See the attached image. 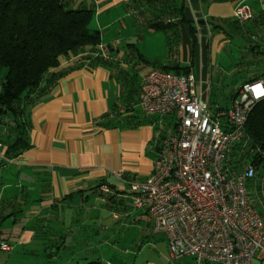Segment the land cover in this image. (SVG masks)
I'll return each mask as SVG.
<instances>
[{
	"label": "crops",
	"instance_id": "0c3cea01",
	"mask_svg": "<svg viewBox=\"0 0 264 264\" xmlns=\"http://www.w3.org/2000/svg\"><path fill=\"white\" fill-rule=\"evenodd\" d=\"M239 4L248 6L250 19L234 18L233 10ZM181 5L165 16L179 23L172 33L181 40L179 62L166 57L170 72L175 66L187 67L196 78V91L205 98L206 89L217 81L216 74L226 73L224 66H231L235 91L230 101L242 83L264 79V0H182ZM228 27L230 36L225 33ZM109 54L112 66L86 63L67 70L30 109L29 147L22 154L7 160L0 151V201L22 209L0 223V240L15 243L12 249L18 244L29 246L39 236L47 240L55 233L63 242L74 239L78 244L94 219L99 220L108 210H117L114 219L119 220L117 212H121L124 221H137L130 218L133 211L127 210L129 183L151 174L157 145L171 118L142 111L139 85L149 71L138 76L125 52ZM73 60H63L59 69L74 65ZM102 184L109 185L112 192L101 193ZM59 211L62 224L49 222ZM73 233L77 236L71 237ZM107 238L102 239L105 246ZM76 257L62 264H72ZM258 258H264L263 251L253 264Z\"/></svg>",
	"mask_w": 264,
	"mask_h": 264
},
{
	"label": "built area",
	"instance_id": "2783aa9c",
	"mask_svg": "<svg viewBox=\"0 0 264 264\" xmlns=\"http://www.w3.org/2000/svg\"><path fill=\"white\" fill-rule=\"evenodd\" d=\"M233 16L245 21L252 13L239 4ZM195 79L191 72L154 68L140 83L143 113L168 116L171 124L157 145L151 174L129 183V205L146 212L153 232L165 234L172 260L253 264L264 246V219L245 184L257 170L251 164L234 169L229 152L244 139L250 112L264 100V79L242 83L222 112L211 111ZM99 191L112 192L106 184ZM0 250L10 252L12 245L2 241Z\"/></svg>",
	"mask_w": 264,
	"mask_h": 264
},
{
	"label": "trees",
	"instance_id": "16d2710c",
	"mask_svg": "<svg viewBox=\"0 0 264 264\" xmlns=\"http://www.w3.org/2000/svg\"><path fill=\"white\" fill-rule=\"evenodd\" d=\"M73 1L0 0V143L7 160L18 157L29 147L27 123L30 109L47 95L67 70L86 63L88 66H112L114 62L109 53L119 52L107 45L100 53V35L88 28L93 11L74 8ZM152 1L154 7L150 12L149 28L174 30L178 22L167 20L165 16L178 11L182 0ZM144 5L134 2L131 8L140 13L143 11L140 6L145 9ZM182 21L192 26V22ZM128 48L135 50L133 43H128ZM135 54L142 60L138 52ZM73 59L76 60L74 65L66 70L59 69L63 60ZM162 68L170 71L166 66ZM173 71L189 72L183 66H175ZM228 106L219 107L220 112ZM229 158L236 170L249 164L256 170L264 166V100L250 112L245 124V137L231 149ZM9 205L0 201V223L22 211L20 208L16 210L12 204L9 209ZM83 264L103 263L97 260Z\"/></svg>",
	"mask_w": 264,
	"mask_h": 264
},
{
	"label": "rangeland",
	"instance_id": "374dc122",
	"mask_svg": "<svg viewBox=\"0 0 264 264\" xmlns=\"http://www.w3.org/2000/svg\"><path fill=\"white\" fill-rule=\"evenodd\" d=\"M134 2L144 3L145 9L140 6V9L143 10L140 13L137 9L133 10L131 7ZM151 2L153 1L74 0L73 6L74 8H86L93 11L88 28L100 35L103 45L101 46L108 45L125 52L128 55L126 57H129L127 62L131 63L138 76H141L152 70L153 67H160V70L163 69L162 65L169 67L166 57L170 60L175 59L177 62L181 58V40L178 35L176 37L173 35L172 29L164 31L149 28L148 22L152 18L150 12L151 8L154 7ZM230 29L229 27L225 29L228 36L232 35ZM128 43H133L135 50L128 48ZM99 49L100 53H103V51L101 52L102 48ZM136 52L141 55L142 60L136 57ZM231 56L233 55L231 54ZM223 57L225 56L222 54ZM224 67L226 73L218 72L214 78L217 79V83L215 82L211 88L206 89L205 98L208 100L212 112L217 107L227 106L230 102L231 93L235 91L233 84L235 73L230 72L232 71L231 66ZM1 75L2 72L0 71V89ZM197 90H199L198 87ZM219 111H221L220 108ZM164 131H167V128H164ZM245 188L250 202L264 219V166L246 182ZM127 210L133 211L130 218L137 219L136 222L124 221L125 217L122 216L121 212H117L120 214L119 220L114 219L113 213H116L114 211L117 210H108V213L102 215L99 220L94 219L95 222L90 224L91 227L84 233L85 237L79 239L78 244V241H73L74 239L63 242L58 239L57 233L53 234L54 236L50 234L47 240L41 239L42 237L39 236L40 238L33 240L29 246L18 244L10 252L0 250V264H62L67 258L74 256L77 257L71 262L72 264H83L87 261L95 262L98 257H102V260L98 261L103 264H195V261L189 257L172 260L165 234L153 232L151 219L144 213V210L133 209L130 205H128ZM78 216L81 217V214ZM91 217H93L92 213H90V219ZM62 218L64 217L59 211L57 215L55 214L50 218L49 222L56 224L61 222L62 224ZM90 219L87 220V223L90 222ZM7 224L8 222L4 223L3 226ZM103 226H106L107 229L104 230ZM61 230L68 231L63 227ZM49 231L47 233H52ZM72 235L71 237L77 236L74 233ZM105 238L108 239L106 246L102 241ZM59 240L61 243L58 242ZM2 241L0 240V243ZM10 244L15 245L13 242ZM50 251H52V256L48 259L46 254ZM75 251L78 252L76 255H74ZM262 251L264 252V246L258 254ZM86 256L89 258L86 259ZM197 264L216 263L200 262ZM254 264H264V258L256 259Z\"/></svg>",
	"mask_w": 264,
	"mask_h": 264
}]
</instances>
